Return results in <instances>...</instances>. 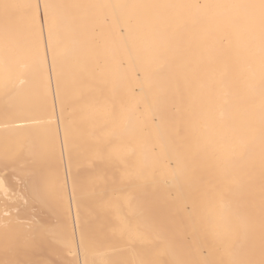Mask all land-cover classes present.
Returning a JSON list of instances; mask_svg holds the SVG:
<instances>
[{"label": "bare ground", "instance_id": "bare-ground-1", "mask_svg": "<svg viewBox=\"0 0 264 264\" xmlns=\"http://www.w3.org/2000/svg\"><path fill=\"white\" fill-rule=\"evenodd\" d=\"M5 2L32 7L0 10V157L44 154L63 208L0 194V237L37 219L70 247L49 259L259 264L264 30L234 6L260 0Z\"/></svg>", "mask_w": 264, "mask_h": 264}, {"label": "snow or ice", "instance_id": "snow-or-ice-1", "mask_svg": "<svg viewBox=\"0 0 264 264\" xmlns=\"http://www.w3.org/2000/svg\"><path fill=\"white\" fill-rule=\"evenodd\" d=\"M18 7L31 8L32 5H16L9 3H0L5 21H10L12 18V10ZM49 5L45 4L44 22L49 28V47L53 49V60L55 61V50L53 41L56 35L57 18L54 14H49ZM116 7H155L147 5H117ZM239 8L259 9V16L262 30H264V0H260L259 4L250 5H235ZM39 5H36L38 10ZM121 41L125 48L133 40V32L131 27H128L127 32L123 28L120 29ZM139 77V73H137ZM59 87V84H58ZM20 188L24 195L17 196V200H23L26 208H31L34 217L45 208L49 207L55 199L57 211H62L63 197L55 192L47 178V159L42 153H32L25 156L24 150L21 148L18 151H5L0 157V194L5 198H9L11 193L16 192ZM7 207V203L5 205ZM4 217L7 218L9 212H4ZM35 226L28 232H9L7 224L4 226L2 237H0V249L3 251V257L0 258V264H74L68 259H49V256H62L65 249L70 253V247L66 237L61 239L55 234L49 233L48 228L41 221L34 219ZM195 228V222H193ZM29 257L20 259L18 257ZM37 257L35 259L30 257ZM75 264H79L76 261ZM108 264H129L125 259H115L109 261ZM138 264H191L190 261L175 260L162 261L157 259L141 260ZM202 264H225L223 260H204ZM229 264H256L255 261L247 260L240 262H229ZM259 264H264V258L259 261Z\"/></svg>", "mask_w": 264, "mask_h": 264}]
</instances>
